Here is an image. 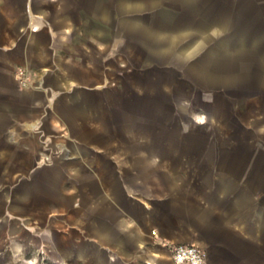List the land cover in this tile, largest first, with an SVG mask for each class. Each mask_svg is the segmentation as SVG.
Masks as SVG:
<instances>
[{
	"label": "crops",
	"instance_id": "crops-1",
	"mask_svg": "<svg viewBox=\"0 0 264 264\" xmlns=\"http://www.w3.org/2000/svg\"><path fill=\"white\" fill-rule=\"evenodd\" d=\"M44 116L0 264H264V0H0V145Z\"/></svg>",
	"mask_w": 264,
	"mask_h": 264
},
{
	"label": "rangeland",
	"instance_id": "rangeland-1",
	"mask_svg": "<svg viewBox=\"0 0 264 264\" xmlns=\"http://www.w3.org/2000/svg\"><path fill=\"white\" fill-rule=\"evenodd\" d=\"M23 69L29 74V82L31 83L37 82L39 79V72L36 70H32L29 66H18L13 69V75L19 70ZM17 86L20 88L18 80L16 79ZM27 85V86H28ZM26 87V86H25ZM44 122V125H43ZM30 124H35V127H30ZM39 127L36 128V126ZM38 132L40 139L37 143L36 138L33 136L34 132ZM39 131H42L39 133ZM34 135H36L34 133ZM57 132L56 130H52L49 127V120L47 117L35 120H21L19 126L17 128L8 129L6 132V136L11 139V143H2L1 146V157H0V190L1 192H5L10 189V185L15 182L18 178L17 176L11 174L15 172L17 168L20 171L21 168L25 166L34 165L35 163H44L43 158H41L43 153H49L51 151L45 150V146L47 144L53 148V150L58 149L57 145ZM49 138L46 144L42 143L41 140ZM35 140V141H34ZM48 146V147H49Z\"/></svg>",
	"mask_w": 264,
	"mask_h": 264
},
{
	"label": "built area",
	"instance_id": "built-area-1",
	"mask_svg": "<svg viewBox=\"0 0 264 264\" xmlns=\"http://www.w3.org/2000/svg\"><path fill=\"white\" fill-rule=\"evenodd\" d=\"M15 78L22 87L27 86L30 79L29 74L23 69L15 73ZM170 254L174 264H205L206 262L205 251L195 244L173 245Z\"/></svg>",
	"mask_w": 264,
	"mask_h": 264
}]
</instances>
